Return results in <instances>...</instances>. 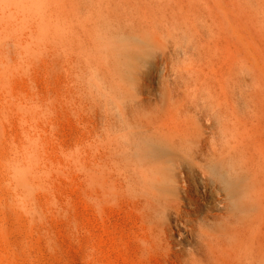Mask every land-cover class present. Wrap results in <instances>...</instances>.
I'll list each match as a JSON object with an SVG mask.
<instances>
[{
  "label": "rangeland",
  "instance_id": "1",
  "mask_svg": "<svg viewBox=\"0 0 264 264\" xmlns=\"http://www.w3.org/2000/svg\"><path fill=\"white\" fill-rule=\"evenodd\" d=\"M0 264H264V0H0Z\"/></svg>",
  "mask_w": 264,
  "mask_h": 264
},
{
  "label": "bare ground",
  "instance_id": "2",
  "mask_svg": "<svg viewBox=\"0 0 264 264\" xmlns=\"http://www.w3.org/2000/svg\"><path fill=\"white\" fill-rule=\"evenodd\" d=\"M10 5H12V6H9L8 8H9V11H11L12 9H14L15 7L13 6L14 5V3H11ZM11 161V160H10ZM13 167L14 168H17L18 170L20 169V168H18V165L17 164H14L13 165ZM14 178H15V176H14ZM20 178V177H19ZM30 177H28V178H26V179H24V180H27V179H29ZM14 182H15V180H14Z\"/></svg>",
  "mask_w": 264,
  "mask_h": 264
}]
</instances>
